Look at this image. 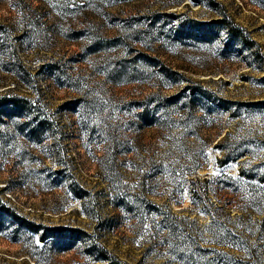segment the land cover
I'll list each match as a JSON object with an SVG mask.
<instances>
[{
    "label": "rangeland",
    "instance_id": "obj_1",
    "mask_svg": "<svg viewBox=\"0 0 264 264\" xmlns=\"http://www.w3.org/2000/svg\"><path fill=\"white\" fill-rule=\"evenodd\" d=\"M0 95V264H264V0H0Z\"/></svg>",
    "mask_w": 264,
    "mask_h": 264
},
{
    "label": "trees",
    "instance_id": "obj_2",
    "mask_svg": "<svg viewBox=\"0 0 264 264\" xmlns=\"http://www.w3.org/2000/svg\"><path fill=\"white\" fill-rule=\"evenodd\" d=\"M219 21L221 23H224L229 31H231L233 34L241 37L247 45L252 46L255 43V41L247 36L244 31L240 30V28H237L235 25L230 24L229 20H227L226 18ZM20 112L26 113L31 119L30 126L28 128L29 132L27 134L24 131L25 129L19 127L21 126V124L16 120L21 115ZM0 124L5 126L19 125V128L11 134V143H14L19 138H48L47 135H50V138L53 141L52 144H54L53 154L55 158H57L58 164L67 162V150H65V147L62 146V143L64 142L66 137L65 132H63L62 130V121L48 112L47 108L42 102V99H38L37 101L30 100L27 97L8 99L7 96L0 95ZM31 126H34L33 131L30 130ZM14 155L15 153L6 150L5 137L4 135L0 134V160H11L13 159ZM8 190L13 191V189L11 188H8ZM75 194L77 196H81V194L77 192ZM81 199H83L82 196ZM12 215L16 216L15 213H12ZM49 236L51 235L41 234V239L44 241ZM102 253L105 259H107L111 263H114V261L109 258L111 254L107 250L103 248ZM118 262L120 264H124L120 260H118Z\"/></svg>",
    "mask_w": 264,
    "mask_h": 264
}]
</instances>
